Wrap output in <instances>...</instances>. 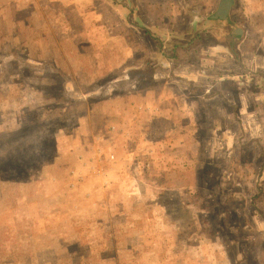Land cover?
<instances>
[{
    "label": "rangeland",
    "instance_id": "374dc122",
    "mask_svg": "<svg viewBox=\"0 0 264 264\" xmlns=\"http://www.w3.org/2000/svg\"><path fill=\"white\" fill-rule=\"evenodd\" d=\"M219 1L0 0V264H264V0L231 1L236 81L178 123L188 169L134 105L152 67L223 72L197 47Z\"/></svg>",
    "mask_w": 264,
    "mask_h": 264
},
{
    "label": "crops",
    "instance_id": "0c3cea01",
    "mask_svg": "<svg viewBox=\"0 0 264 264\" xmlns=\"http://www.w3.org/2000/svg\"><path fill=\"white\" fill-rule=\"evenodd\" d=\"M221 1H219L216 7L214 17L209 19L212 23L201 20V24L198 27V30L201 32L198 36L197 47L198 50H200L198 53H209L214 55L213 57H215V60L218 64H220V67L216 70V72L223 71L224 73H220V75H218L219 77L216 73L214 75L211 71H209L210 69L208 67H204V63L202 61L204 58L202 56L198 60L196 59L197 57L194 56L193 63L191 62L190 64H185L183 67H169L163 72L158 69L152 70V67L151 74L153 81L161 78L164 80L159 81V86L155 85L142 89L143 97L136 101L138 102L137 104H134L136 105V109L140 110L141 114L144 115V121H147V126L150 124L148 122L153 120L155 117L162 116L172 120L175 128L170 132V137L166 135L164 143L170 146L169 150L182 155L183 160H187V162L183 161L185 164L183 170L188 169L190 166L188 153L191 148L190 142L192 136L191 133H189L191 130L187 129V127V130H184L185 132H181L178 128V123H181L183 119L184 124H190L193 119L192 114L195 119L198 112H200V115L204 116V118L198 119V121H209L210 118H208V111H213L215 112L214 114L217 115L215 119L212 118V122L221 121V105L217 101H214L215 97L220 98L221 94L213 93L208 95V90L220 89L215 86H218L219 83H221V79L236 81L235 75L237 68L234 63L235 58L230 52L231 50L229 46V43L233 41L231 39L233 35L228 33L227 27L231 28V26L226 23L230 19L231 4L229 5L227 11L222 13L219 9ZM125 3L126 1L123 2V4ZM127 6L129 7L128 3ZM135 7L139 8V5H136ZM210 30L211 32H209ZM236 30L237 29H235V31ZM236 51L237 50L235 49V53H237ZM154 54L155 53L153 52L152 58L154 57ZM205 60H210V58L206 57ZM194 67H196L195 70ZM144 69L145 65L141 64H139L136 68L139 72V76L144 77ZM214 77H216V79ZM142 80H144V78H142ZM195 87H198L196 91H194ZM177 91H180V93H177ZM147 128L148 127H145V130L142 129L139 135L140 139L144 137L143 134L147 135ZM126 135L128 138L132 135L133 138L134 132H128V134L125 131L121 132V137H125ZM181 138H183V144H180ZM163 146L167 148L164 144ZM130 152L135 153V149H131ZM117 166L121 173L123 172L125 174L126 169L123 167V164L119 163Z\"/></svg>",
    "mask_w": 264,
    "mask_h": 264
},
{
    "label": "water",
    "instance_id": "95a60500",
    "mask_svg": "<svg viewBox=\"0 0 264 264\" xmlns=\"http://www.w3.org/2000/svg\"><path fill=\"white\" fill-rule=\"evenodd\" d=\"M231 1L232 0H222L220 2L219 9H220V11H222V13L227 11L229 5L231 4Z\"/></svg>",
    "mask_w": 264,
    "mask_h": 264
}]
</instances>
